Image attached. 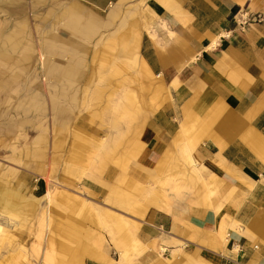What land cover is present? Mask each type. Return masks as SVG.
I'll return each instance as SVG.
<instances>
[{
	"label": "rangeland",
	"instance_id": "rangeland-1",
	"mask_svg": "<svg viewBox=\"0 0 264 264\" xmlns=\"http://www.w3.org/2000/svg\"><path fill=\"white\" fill-rule=\"evenodd\" d=\"M68 1L0 0V264H142L167 252L158 239L143 244L152 209L140 213L143 202L198 205L201 168L190 155L199 139L179 132L176 152L152 165L150 121L169 86L137 83L136 59L105 61L118 48L105 44L136 21L144 47L151 34L173 36L174 13L152 0H79L101 20L116 12L88 37L52 21ZM56 35L76 41L66 57ZM67 64L76 77L89 69V83L60 78ZM169 157L174 165L163 164ZM85 247L102 261L78 255Z\"/></svg>",
	"mask_w": 264,
	"mask_h": 264
},
{
	"label": "crops",
	"instance_id": "crops-1",
	"mask_svg": "<svg viewBox=\"0 0 264 264\" xmlns=\"http://www.w3.org/2000/svg\"><path fill=\"white\" fill-rule=\"evenodd\" d=\"M159 4L174 13L166 15L173 36L151 34L144 47L136 21L126 33L119 29L110 36L105 46L118 48L104 60L136 59L137 83L153 89L160 83L169 86L150 121L152 165L161 163L165 151L176 152L180 133L196 131L194 141L199 143L191 147L190 156L201 176L199 202L193 200L199 206L169 204L165 210L152 197L143 202L140 213L152 207L142 227L143 244L158 239L167 244V252L145 253L142 264H186L193 256L204 264H264V20L240 29L235 23L238 15L234 17L240 7L264 13V0L151 2ZM95 14L100 15L84 2L70 0L52 21L89 37L108 17L116 16L108 11L101 20ZM40 16L42 27L46 22ZM224 33L229 37H222ZM55 37L62 44L56 52L63 57L68 46H76L72 38ZM86 70L76 77V68L67 64L60 78L87 84L91 78ZM163 164L175 162L169 157ZM96 253L86 247L78 250L81 257L102 261Z\"/></svg>",
	"mask_w": 264,
	"mask_h": 264
},
{
	"label": "built area",
	"instance_id": "built-area-1",
	"mask_svg": "<svg viewBox=\"0 0 264 264\" xmlns=\"http://www.w3.org/2000/svg\"><path fill=\"white\" fill-rule=\"evenodd\" d=\"M238 15V18L235 19V23L239 26L240 29H245L250 23H260L264 20V13L254 12L250 13L244 8L240 7L235 12L234 17ZM222 37H229L228 33H224Z\"/></svg>",
	"mask_w": 264,
	"mask_h": 264
},
{
	"label": "bare ground",
	"instance_id": "bare-ground-1",
	"mask_svg": "<svg viewBox=\"0 0 264 264\" xmlns=\"http://www.w3.org/2000/svg\"><path fill=\"white\" fill-rule=\"evenodd\" d=\"M215 43V42H214ZM217 43V42H216ZM216 43H215V45H216ZM210 130V129H209ZM46 180V179H45ZM149 199V198H148ZM146 201V200H145ZM148 202H150V201H148ZM146 203V202H145ZM156 207V206H155ZM85 255H87V256H89V255H91L89 252H85L84 253ZM97 255V253L95 254V256ZM98 256H100V255H98ZM97 259H99V258H97ZM102 260V259H101Z\"/></svg>",
	"mask_w": 264,
	"mask_h": 264
}]
</instances>
